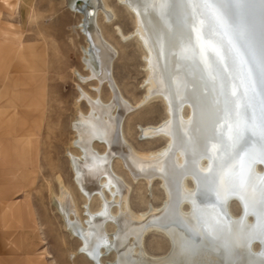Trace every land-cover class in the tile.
Listing matches in <instances>:
<instances>
[{
	"label": "bare ground",
	"instance_id": "bare-ground-1",
	"mask_svg": "<svg viewBox=\"0 0 264 264\" xmlns=\"http://www.w3.org/2000/svg\"><path fill=\"white\" fill-rule=\"evenodd\" d=\"M120 2L134 14L135 35L147 51L150 84L147 98L163 96L170 111V118L160 126L142 128L146 136L169 137L158 156L151 158V154V164L147 165L153 171L157 165L161 166L168 201L163 209L151 207L150 212L135 213L129 206L128 186L113 173L111 159L115 153L121 154L126 165L138 169L148 160L140 161L124 149L121 120L129 108L111 81L115 52L93 25L95 9L101 8L108 20L113 14L101 0H75L72 7L85 15L82 30L91 37V46L85 54L88 67L94 78L109 82L114 99L106 104L99 97L91 99L83 94L91 109L77 121L78 138L74 141L83 157H72L71 162L76 184L87 201L97 196L101 205L97 213L88 210L87 219L82 222L65 191L60 207L67 228L81 240L82 251L95 264H264V249L251 250L254 240L264 239V180L261 178L264 176L261 173V177L259 173L255 176L256 165L252 164L255 159L264 158L258 141L262 133L258 131L262 129L255 127L262 111L257 108L259 113L255 117L257 112L254 114L251 103L257 97L251 89L253 81L247 75L245 58L243 55L239 58L238 48L236 54L234 46L224 38L218 15L211 12L206 0ZM90 7L93 15L89 13ZM185 106L191 109L190 118L182 115ZM95 140L107 146L108 152L94 150ZM159 157L163 159L156 161ZM205 159L208 165L204 164ZM186 177L197 182L195 192L185 193ZM256 185L263 188L262 192H255ZM105 189L113 197L112 201ZM236 195L246 201L250 211H258L255 224L247 225L248 217L247 221L236 220L229 214L227 204ZM186 197L193 209L183 215L181 206ZM114 203L119 205L118 214L111 209ZM71 213H75V220L71 219ZM109 223L115 227L113 234L107 230ZM149 230L168 237L173 246L168 255H149L143 244ZM111 254L115 255V261L105 262L103 258Z\"/></svg>",
	"mask_w": 264,
	"mask_h": 264
},
{
	"label": "rangeland",
	"instance_id": "rangeland-1",
	"mask_svg": "<svg viewBox=\"0 0 264 264\" xmlns=\"http://www.w3.org/2000/svg\"><path fill=\"white\" fill-rule=\"evenodd\" d=\"M74 1L10 0L13 5V8H10L3 0H0V26L18 32L14 37L16 43L14 46H19L22 43L29 52L34 43L44 44L43 49H38L41 58L38 57V65L34 68H30L29 65L22 68L23 65L27 64V55L31 52L24 53V56L20 59L18 55L14 57L15 63L18 61L16 66L18 76L28 72H35L39 75L35 85L36 87L39 85L43 89V94H41L43 105L41 106L42 110L36 111L39 114V127L37 128V135L32 139V144L25 137L23 122L20 123L19 120L21 115L15 119V124L19 127L17 128L18 133H13L15 135H12V133L1 135L5 150L7 147L10 151L9 160L8 158L5 159L11 163L0 169V177L3 178L2 180L6 184L13 182L14 184L11 187L13 189L7 187L0 190L3 191V196L9 202L23 203L26 209L29 208L27 200L30 196L32 211L28 213L26 210H22L21 213L15 214V218L10 219V217H5L4 207L0 200V264H33V261L38 260L42 255L47 258L44 264H95L82 251L81 240L67 228L60 206L63 194L66 191L69 198L72 199L71 201H73V208L78 218L82 222L87 219L88 210L93 213L99 211L100 199L95 196L87 201L77 186L71 158L82 156L81 149L74 144V141L78 138L76 123L80 120L81 115H88L91 109L89 101L83 97V94L91 99L99 97L102 102L110 104L113 102L114 92L107 80L100 82L99 79L94 78L91 69L88 67V58L85 54L89 45L91 46V37L88 32L85 34L82 30L81 24L85 15L73 9L72 4ZM206 1H208L211 12L216 16L218 15L224 38L234 46L236 54L241 52L238 57L240 58V55H243L245 58L243 61H246L248 68L253 71V75L250 76L253 79L254 90L252 86L251 89L254 91L255 98H257H252L251 93L250 97L253 99L251 104L253 105L252 109H255L253 110V112L255 111L254 114L259 107L258 111H262L259 114L260 117L257 115L259 112L255 114V117H258L256 118L255 124L257 125L255 127L256 129L257 127L262 129L257 130H259L258 133L262 131L264 136V126H261L264 122V14L261 15L260 12L257 14L254 11L250 14L248 20H244L242 17L239 18L238 14L246 12H243V9L251 6L250 4L246 5L247 2H244L245 4H242L236 12V16L239 18L237 23V20L234 22L235 18L231 16L235 15L233 14L235 12L232 13L235 10L230 11L228 5L234 1L236 3L238 0ZM256 1L263 2L262 0H255L254 2L256 3ZM250 3H252V0ZM101 4L111 11L112 18L108 20L106 13L101 8L95 9L96 20L94 19L93 25L95 24L102 37L108 42L109 47H112L111 50L115 52L111 66V81L121 99H124L123 101L129 108L124 112L125 114L123 113L121 120L122 137L125 142L124 149L126 148L125 150L129 151L128 153L137 157L140 161L145 162L148 160L143 163V168L138 169L126 165L121 154L115 153L117 155L113 154L114 156L112 155L111 159L112 170L115 176L121 182L123 181L125 186H128L129 206L135 213L150 212L152 208V210L163 209L168 201L167 187L165 188L166 185L163 186L165 177H162L163 175L160 173V165H157L154 171L151 169L150 161H152L151 158L155 157L154 155H159L169 141V137L146 136L142 128L160 126L170 118V111L163 96L156 95V97L152 95L147 98L150 87V84H148V63L146 61L147 51L140 38L135 35L136 19L134 14L120 0H101ZM224 5L227 14L221 8ZM224 13L228 17H225ZM231 20L235 25L230 22ZM231 26L233 29H231ZM231 32L232 34H230ZM16 37L20 39L19 43ZM237 48L239 51L236 50ZM42 52H44L43 57L41 56ZM247 75L249 76V72ZM21 89H23V86L17 87V90ZM23 99L22 97L21 100L23 101ZM21 100H16V107L13 106L10 110H14L15 107L20 114L24 115L27 107L21 103ZM114 111L117 113L116 108H114ZM262 114L263 116H261ZM182 115L186 118L191 117L192 112L189 106L184 107ZM10 128L8 129L10 130ZM2 131L3 129L0 132ZM262 133L259 135L263 138ZM260 136H258V141L259 144L261 143V150H264V138L261 139ZM17 140L19 147L15 150L14 147L18 144ZM92 146L99 153L108 152L107 146L98 140H95ZM253 148L254 146H251L250 151H253ZM151 154L152 157L150 158ZM23 158H28L25 164L22 163L17 168H13L14 162L20 163L22 161L20 159ZM3 159L4 155L0 154V165H2ZM160 159L162 160L163 157L157 158L156 161H160ZM204 161L205 165L209 164L208 160L205 159ZM252 164L253 167L254 165L257 168L259 167L258 169H256V166L254 167L255 176H264V158L255 159ZM256 170L258 171L256 172ZM156 172L158 175H156ZM257 173L259 174L256 175ZM261 178L264 180V177ZM162 179L164 182H162ZM184 182L187 187L183 184L186 194L197 190L198 184L193 178L186 177ZM254 189L256 193L263 190L258 185ZM105 191L108 195L109 192L106 189ZM108 196L109 201H112L113 197ZM187 199L186 197L184 201H187ZM184 201L181 206V212H184H182L183 215L190 213L193 209L189 200ZM9 207L12 210V204ZM227 208L229 214L236 220H245L248 217V221L245 220L247 225L257 222L258 215L256 213L258 211L255 212L256 209L250 211V206L238 195L230 199ZM111 209L114 214H118L120 210L117 203H114ZM251 213H255L254 216ZM71 216V219L75 220V213H71ZM107 227L110 234L115 232V227L110 223ZM256 240L253 241L251 250L261 252L264 249V239ZM143 244L149 255L155 257L168 255L171 252V247H173L168 237L155 230H149L146 233ZM103 259L105 262H111L115 261L116 257L111 254ZM38 264H41V262Z\"/></svg>",
	"mask_w": 264,
	"mask_h": 264
},
{
	"label": "crops",
	"instance_id": "crops-1",
	"mask_svg": "<svg viewBox=\"0 0 264 264\" xmlns=\"http://www.w3.org/2000/svg\"><path fill=\"white\" fill-rule=\"evenodd\" d=\"M20 1V0H19ZM3 2L10 8H13L12 3L10 0H3ZM20 3V2H19ZM1 14V11H0ZM18 32L11 31L7 29L6 27L0 26V131L3 129L2 132H0V154L4 155V159L2 160V165H0V169H3L7 167L8 163L6 159L10 156V151L5 146H3V140L1 139L2 134H11L15 135L13 133H18L19 130H17L16 124H15V119L17 116H20V123H22V126H24V134L25 137L27 138V141L32 144V139L35 135H37V128L39 127V114L36 113V111L42 110L41 106L42 104V99L43 96H41L43 89L38 85L36 87V80L38 74L35 72H28V73H23L21 76L16 74V66L18 65L15 63V58L17 55L20 58L24 56V53L28 54L31 52V54L27 55L28 56V61L26 65H23V67H27V65L30 66V68H34L37 63V59L40 57V53L38 52V49L44 48V44L39 43H34L32 45L31 50L28 52V50L24 47L22 43L19 44V46H14L16 45L14 37L16 36ZM17 42H20V39L17 38ZM16 47V48H15ZM38 55V56H37ZM41 56H44V52L41 53ZM18 59V58H17ZM21 62V61H20ZM23 86V89L17 90V87ZM23 93V94H22ZM24 98L23 101L21 98ZM21 100V103L26 105V111L24 112V115L20 114L18 110H16V100ZM14 107V110H10L11 107ZM9 127L10 130L8 129ZM8 129V130H7ZM18 143V140H17ZM19 147V143L14 147L15 150ZM18 153V152H17ZM18 156V155H17ZM19 157V156H18ZM6 158V159H5ZM20 159L22 160L20 163L14 162V167L17 168L18 165L20 164H25L27 159ZM35 160V159H34ZM36 162V161H35ZM37 164V162H36ZM35 164V165H36ZM29 165V163H28ZM33 165V164H32ZM31 167V166H30ZM0 189L4 190L5 188L13 189L12 184L13 183H7L3 181L0 177ZM0 190V200L3 204L4 207V215L5 217H10V219L15 218V214L21 213L22 210H26L28 213L32 211V204L30 203V196L28 198L29 202V208L26 209L23 206V203L19 202H9L8 199L3 196L4 194L3 191ZM12 204V210L10 209V205ZM18 207V208H17ZM45 261H47V258L42 255L38 258V260H34L33 264H38L41 262V264H44Z\"/></svg>",
	"mask_w": 264,
	"mask_h": 264
},
{
	"label": "water",
	"instance_id": "water-1",
	"mask_svg": "<svg viewBox=\"0 0 264 264\" xmlns=\"http://www.w3.org/2000/svg\"><path fill=\"white\" fill-rule=\"evenodd\" d=\"M255 0H252V3H250L251 2V0H238L236 3H234L233 2V4H229L228 5V7L230 8V11H232V10H235L234 12V20H237V22H239V18L240 17H242L244 20H248V18H250V14L252 13V12H256L257 14H259V12L261 13V15L262 14H264V0H263V2L262 3H259V2H257L256 1V3L254 2ZM246 2H248L246 5H248V4H250L251 6L248 8V10H247V7L245 8V9H243V12L244 11H246V12H244V13H242V12H240L241 14H238V17L236 16V12H237V9H239L240 8V6L242 5V4H245ZM256 4H257V6H256ZM89 9V13H91L92 15L94 14V11H93V8H88ZM248 11V12H247ZM233 12V11H232ZM255 13V14H256ZM236 22V21H235ZM233 28V27H232ZM236 28H237V26H236ZM235 32V31H234ZM245 60V59H244ZM245 66H246V69H247V71L249 72V74L250 75H253V71L252 70H250L249 68H248V65L246 64V61H245ZM253 79H252V77H251V81H252ZM253 86V85H252ZM253 89H254V86H253ZM259 102V101H258Z\"/></svg>",
	"mask_w": 264,
	"mask_h": 264
}]
</instances>
